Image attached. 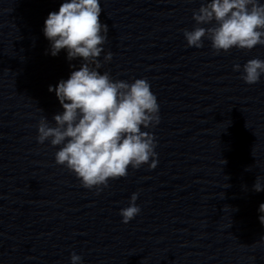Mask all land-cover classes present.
<instances>
[{"label":"water","instance_id":"95a60500","mask_svg":"<svg viewBox=\"0 0 264 264\" xmlns=\"http://www.w3.org/2000/svg\"><path fill=\"white\" fill-rule=\"evenodd\" d=\"M62 2L0 0V264H71L73 252L83 264H264V191L253 189L264 183V75L248 84L233 69L264 60V45L189 47L184 30L207 0H101L99 71L146 78L160 122L142 129L156 167L129 166L97 192L36 139L42 116L62 111L49 85L81 63L46 52L44 21ZM133 192L141 211L125 224Z\"/></svg>","mask_w":264,"mask_h":264},{"label":"clouds","instance_id":"9594fccd","mask_svg":"<svg viewBox=\"0 0 264 264\" xmlns=\"http://www.w3.org/2000/svg\"><path fill=\"white\" fill-rule=\"evenodd\" d=\"M101 11V0H63L58 11L47 15L42 29L49 41L46 52L56 56L64 50L69 61L79 58L81 63L67 79L49 85L62 111L51 121L42 116L36 137L40 144L58 146L56 164L74 173L84 188L97 192L108 187L109 178L126 176L129 166L156 167L154 134L142 129L160 122L159 103L146 78L114 80L109 72L99 71L98 58L108 39V26L99 19ZM193 19L197 26L184 30L189 47L201 48L205 37L217 54L264 45V0H207L193 12ZM112 55L106 52L104 60L110 61ZM233 69L240 71L243 81L254 84L264 75V60L252 58ZM253 189L264 191L260 177ZM137 199L133 192L128 206L119 210L123 223L140 213ZM258 212L264 225V203ZM70 262L83 264V259L73 252Z\"/></svg>","mask_w":264,"mask_h":264}]
</instances>
